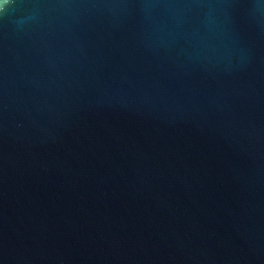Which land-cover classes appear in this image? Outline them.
I'll return each instance as SVG.
<instances>
[{"label": "water", "instance_id": "95a60500", "mask_svg": "<svg viewBox=\"0 0 264 264\" xmlns=\"http://www.w3.org/2000/svg\"><path fill=\"white\" fill-rule=\"evenodd\" d=\"M0 264H264V0H0Z\"/></svg>", "mask_w": 264, "mask_h": 264}]
</instances>
